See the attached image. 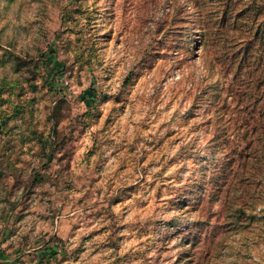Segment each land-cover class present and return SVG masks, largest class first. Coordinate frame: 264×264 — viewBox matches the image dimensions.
Listing matches in <instances>:
<instances>
[{"label":"rangeland","instance_id":"obj_1","mask_svg":"<svg viewBox=\"0 0 264 264\" xmlns=\"http://www.w3.org/2000/svg\"><path fill=\"white\" fill-rule=\"evenodd\" d=\"M212 2L0 0V260L264 264V118L198 90Z\"/></svg>","mask_w":264,"mask_h":264},{"label":"trees","instance_id":"obj_2","mask_svg":"<svg viewBox=\"0 0 264 264\" xmlns=\"http://www.w3.org/2000/svg\"><path fill=\"white\" fill-rule=\"evenodd\" d=\"M196 3L198 0H195ZM215 8H200V47L206 65L199 89L209 91V120L228 115L235 120L264 118V0H208ZM217 7V8H216ZM210 69V70H208ZM215 87L217 94L213 97ZM254 109V110H252ZM210 113L212 115L210 116ZM260 129V130H259ZM253 130L264 134L263 128ZM247 133H238L244 141ZM260 139H257L259 141ZM256 140L235 149L223 143L227 160L250 159L249 151ZM257 143V142H256ZM253 150V149H252ZM264 154V149L260 151ZM221 181L231 178L226 167Z\"/></svg>","mask_w":264,"mask_h":264},{"label":"crops","instance_id":"obj_3","mask_svg":"<svg viewBox=\"0 0 264 264\" xmlns=\"http://www.w3.org/2000/svg\"><path fill=\"white\" fill-rule=\"evenodd\" d=\"M0 264H7V262L0 260Z\"/></svg>","mask_w":264,"mask_h":264}]
</instances>
